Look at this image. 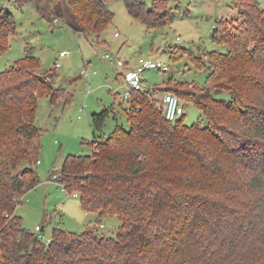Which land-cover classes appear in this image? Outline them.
<instances>
[{
	"label": "trees",
	"instance_id": "trees-1",
	"mask_svg": "<svg viewBox=\"0 0 264 264\" xmlns=\"http://www.w3.org/2000/svg\"><path fill=\"white\" fill-rule=\"evenodd\" d=\"M16 1L34 3L42 18L62 16V1L69 25L97 41L115 16L108 0ZM171 1L124 0L147 29L175 19H152L164 18ZM240 7L237 24L216 23L212 37L226 51L207 54V85L193 81L195 89L184 93L208 125L185 123V113L169 121L164 94L132 90L124 109L129 126L93 132L92 151L69 154L53 175L97 223L117 216L116 236L94 226L81 233L54 226L45 242L23 226L15 212L19 199L41 181L34 164L42 136L35 125L38 99L58 102V90L65 89L34 71L40 59L29 52L0 72V264H264V9L254 0ZM13 24L2 7L0 54ZM216 89L232 92L233 99L218 98ZM109 110L94 114L97 131Z\"/></svg>",
	"mask_w": 264,
	"mask_h": 264
},
{
	"label": "rangeland",
	"instance_id": "rangeland-1",
	"mask_svg": "<svg viewBox=\"0 0 264 264\" xmlns=\"http://www.w3.org/2000/svg\"><path fill=\"white\" fill-rule=\"evenodd\" d=\"M144 1L152 4V0ZM249 1L173 0L170 8L163 9L167 14L164 18L152 19L169 21L170 15H175V19L168 25L147 29L142 20L132 16L124 0H108L115 13L114 20L97 41L95 35L75 31L69 25V7L62 1L59 5L62 16L42 18L30 1L21 5L16 0H0V9H8L15 23L11 27L8 49L0 54V72L22 62L29 52L40 59V69L34 71L55 88L65 89L58 90L62 97L58 102L53 103L47 95L38 99L35 125L42 129V136L38 154L40 162L35 163L36 157L34 164L41 181L19 199L15 210L26 229L36 232V225L43 227L40 233L45 242L52 237L54 226L74 233L94 226L98 233L116 236L121 224L117 216L103 218L100 225L95 213L84 210L81 198L68 192L53 175L59 173L69 154L92 151L93 132L98 136L108 135L118 124L129 126L124 113L129 101L123 97L128 87L122 78L126 65L119 66L118 59L127 60L128 66L141 56L168 64V71L146 70L143 73L144 86L153 89L151 91L155 94L163 95L167 91L178 95L185 104V123L194 125L200 122L206 126L208 121L204 113L196 104L188 102L184 93L195 89V84L207 85L210 75L207 54L226 51V46L212 37L217 21L237 24L240 4ZM254 1L258 8L264 9V0ZM116 32H119L118 36ZM61 51L66 54L61 55ZM106 53L112 58H106ZM202 62L205 66L200 68ZM251 71L252 68H245L246 74ZM85 72L90 76H85ZM215 91L218 98L233 99L228 90ZM69 95L70 99L65 101ZM105 108L110 109L109 115L102 131H97L93 116Z\"/></svg>",
	"mask_w": 264,
	"mask_h": 264
},
{
	"label": "built area",
	"instance_id": "built-area-1",
	"mask_svg": "<svg viewBox=\"0 0 264 264\" xmlns=\"http://www.w3.org/2000/svg\"><path fill=\"white\" fill-rule=\"evenodd\" d=\"M116 36L119 35V32L115 33ZM66 53L61 51V55H65ZM106 58H112L110 53L105 54ZM117 64L119 66L126 65V68L123 70L122 78L127 85V89L123 95L124 99H130L132 90H144L146 87L144 86V76L143 73L148 69H157L161 71H168L169 65L165 64L159 59L144 57L141 56L138 60L133 64L128 66L127 60L118 59ZM57 65H59L57 63ZM85 76H90L89 72H85ZM163 102L165 104V116L169 121H176L185 113V104L182 103L181 98L172 93L165 92L163 95ZM40 161H38L39 163ZM77 196V194H74ZM43 228L40 225L36 226V231L38 232V236L43 240L42 234L40 233ZM51 238H47L46 241L50 242Z\"/></svg>",
	"mask_w": 264,
	"mask_h": 264
},
{
	"label": "crops",
	"instance_id": "crops-1",
	"mask_svg": "<svg viewBox=\"0 0 264 264\" xmlns=\"http://www.w3.org/2000/svg\"><path fill=\"white\" fill-rule=\"evenodd\" d=\"M37 226V225H36ZM43 228V227H42Z\"/></svg>",
	"mask_w": 264,
	"mask_h": 264
}]
</instances>
